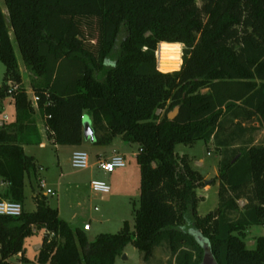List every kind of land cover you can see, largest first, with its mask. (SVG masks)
Returning a JSON list of instances; mask_svg holds the SVG:
<instances>
[{
	"label": "trees",
	"instance_id": "trees-1",
	"mask_svg": "<svg viewBox=\"0 0 264 264\" xmlns=\"http://www.w3.org/2000/svg\"><path fill=\"white\" fill-rule=\"evenodd\" d=\"M3 3L23 63L42 76L32 93L52 142L80 145L86 114L93 144L116 137L135 144L139 197L133 232L124 225L88 241L83 227L70 226L32 192L34 211L0 216V264H114L127 244L144 263L165 244L174 264H200L204 253L215 264H264V236L253 248L244 241L248 226L264 228V141L256 145L250 136L264 129V0ZM171 45L180 47L174 68L166 58ZM0 62L15 86L9 93L0 86V103L10 97L15 113L0 126V179L7 184L1 199L22 203L24 179L33 190L36 169L22 145L41 140L1 8ZM198 140L220 151L217 206L203 216L196 192L202 176L174 153L176 144ZM239 198L246 200L241 210ZM39 231L40 248L30 259L24 240ZM18 253V263L9 260Z\"/></svg>",
	"mask_w": 264,
	"mask_h": 264
},
{
	"label": "rangeland",
	"instance_id": "rangeland-1",
	"mask_svg": "<svg viewBox=\"0 0 264 264\" xmlns=\"http://www.w3.org/2000/svg\"><path fill=\"white\" fill-rule=\"evenodd\" d=\"M196 3L200 5L201 0H196ZM0 8L5 16L6 25L9 28L21 85L24 87L30 100L32 85L42 82V76H38L23 63L9 27L3 0H0ZM124 34L125 31L122 29L117 36L118 42ZM117 50L116 48L115 52ZM166 54L171 67H177L180 47L177 45L168 46ZM4 72L5 67L0 62V86L6 84ZM11 109L12 107L7 104L3 113L10 116ZM33 117L37 124L41 123L35 109ZM254 125L257 126L258 124L254 123ZM101 132L98 130L96 133L100 134ZM250 136L254 144H261L264 141V129L258 127ZM92 141L89 137H84L80 146L78 145L79 147L75 148V150H83L87 153L89 166L86 169H74L70 166L69 159L72 148H69V146L58 145L55 148L52 144L47 143L41 149L37 146L31 147V150L37 156L36 165L38 163L41 164V169L36 172V176L32 181V192L38 191L40 193L39 188L35 187L36 181L44 179L46 186L55 193L53 195H43L46 204L52 208H56L58 216L72 227L82 229L83 224L88 223L89 229L83 231L88 241H93L100 234L118 233L124 225H126L128 232H133V212L138 207L139 197V170L135 157L132 155V153H136L137 146L124 142L121 139L120 141L117 139L114 144L108 147L95 145ZM112 150L124 156L126 165L123 168L114 169L111 173H104L97 168L95 162L106 158ZM174 153L186 155L191 168L202 174L204 184L197 189L199 190L198 193L201 194H197L202 196L203 200L198 205L197 213L203 216L217 206L218 185L215 186L214 184L218 181L216 179V171L220 151L215 149L213 142L198 140L192 144H176ZM37 168L38 166H36V170ZM91 179H98L107 183L110 187L109 192H92L89 188ZM206 181L208 182L205 183ZM208 184L210 188L206 191L202 190ZM28 185L24 188V199L21 203L24 211H31L35 207L31 198V187ZM202 194H205V197ZM245 203L246 200L244 198H239L236 201L237 209L241 210ZM262 222H264V217L262 218ZM262 236H264V228L261 224L248 226L244 230V241L248 248H253L256 239ZM39 240L40 235L38 233L26 238L25 244L28 256L32 254L33 245L39 242ZM123 253L126 259H121L120 255L115 258L114 264H174L165 244L158 246L154 250L152 258L147 263L141 261L139 252L131 244H127L124 247Z\"/></svg>",
	"mask_w": 264,
	"mask_h": 264
},
{
	"label": "built area",
	"instance_id": "built-area-1",
	"mask_svg": "<svg viewBox=\"0 0 264 264\" xmlns=\"http://www.w3.org/2000/svg\"><path fill=\"white\" fill-rule=\"evenodd\" d=\"M162 42H159L155 49V63H156V69H158V63H157V49L159 44ZM181 55H182V46H181ZM181 65V63H180ZM180 68V66H179ZM178 68V69H179ZM177 69V70H178ZM161 71V70H159ZM174 71V70H173ZM162 72V71H161ZM6 85L9 87L8 93L10 92V89L14 88L15 86L11 83V81H7ZM37 96H35L33 93L30 97V102L33 106V108L36 110V102H37ZM163 112V109H157L155 111V114H161ZM3 118H6L5 116ZM2 124L0 123V126ZM44 128V126H43ZM45 130V128H44ZM46 131V130H45ZM70 166L74 169H86L89 166V159L88 155L83 150H74L72 151L70 155ZM126 163L124 160V156L119 153H114L110 157L106 159H100L96 162L97 168L102 170L104 173H111L116 168H123L125 167ZM36 188L40 190L41 195H53L55 194L53 190L48 188L46 186V182L44 179H39L37 182ZM89 188L94 193H107L110 190V187L107 183H105L102 180L98 179H92L89 182ZM96 210V208H94ZM23 208L22 204L19 202L9 201L5 199L0 198V216H10V217H17L21 214ZM83 230L89 229V224L84 223L83 224Z\"/></svg>",
	"mask_w": 264,
	"mask_h": 264
},
{
	"label": "crops",
	"instance_id": "crops-1",
	"mask_svg": "<svg viewBox=\"0 0 264 264\" xmlns=\"http://www.w3.org/2000/svg\"><path fill=\"white\" fill-rule=\"evenodd\" d=\"M9 37H10V32H9ZM11 40V39H10ZM10 105L11 107H12V109H11V114H10V116H7L6 114H4L3 113V111H4V109H5V106L6 105ZM6 117V118H3V117ZM85 116L88 118V120L90 121V117L89 116H87L86 114H85ZM14 119H15V113H14V107H13V103H12V101H11V98L10 97H5L3 100H2V102L0 103V123L2 124V125H4V124H8V123H11V122H13L14 121ZM40 122H41V120H40ZM1 125V126H2ZM36 125H37V128H38V131H39V134H40V143L39 144H31V145H22V149H23V152L26 154V155H30V156H32L33 157V159H34V164L36 165V160H37V156H36V154H34V152L31 150V147L32 146H37L38 148H44L45 146H46V144L47 143H50V144H52L55 148L58 146V145H56V144H54L53 142H52V138H51V136H50V134L49 133H47L45 130H44V128H43V125H42V122L40 123V124H37L36 123ZM83 139H84V137H83ZM119 140L120 141V137H116V138H114L112 141H111V143L110 144H108V145H105V146H103V147H108V146H110L111 144H114V142L116 141V140ZM209 142H211V141H209ZM80 146V145H79ZM79 146H69V148H72V151H74L75 150V148H77V147H79ZM72 151H71V153H72ZM137 152V151H136ZM71 153H70V155H71ZM114 153H118L117 151H115V150H112L111 152H109V154H108V156L106 157V158H108V157H110L112 154H114ZM135 154L136 153H132V155L135 157ZM106 158H104V159H106ZM220 158V157H219ZM97 162V161H96ZM96 162H95V165H96ZM36 166H38V168H37V170L35 169V176H36V172L39 170V169H41V164H37ZM216 173H217V171H216ZM202 175V174H201ZM92 180V179H91ZM36 183H37V181H36ZM217 183H218V181H217ZM214 184L215 186H217L218 184ZM29 183H28V180H27V178H25L24 179V188L25 187H27L26 185H28ZM37 185V184H36ZM35 185V186H36ZM29 186V185H28ZM6 187H7V184L6 183H4V182H2V180L0 179V198H1V195L4 193V191H5V189H6ZM210 188V185L208 184L204 189H202V190H204V191H206V190H208ZM30 190V189H29ZM198 191L199 190H196V192L198 193ZM203 192V191H202ZM198 194H201V193H198ZM204 197H205V194H202ZM45 196V195H44ZM47 196V195H46ZM31 198H32V190H31ZM204 200H205V198H204ZM34 202V201H33ZM34 205H35V203H34ZM35 210V207L33 208V210H31V211H34ZM57 212H58V210H57ZM40 236H41V233H42V231H39V232H37ZM25 241H26V239L24 240V247H25V256L26 257H28V258H33V256H34V254L39 250V248H40V240H39V242H37V243H35L34 245H33V252H32V254L30 255V256H28L27 255V247H26V244H25ZM19 258H20V254L18 253V254H15V255H13V256H11L10 258H9V260L10 261H12V262H15V263H18L19 262Z\"/></svg>",
	"mask_w": 264,
	"mask_h": 264
},
{
	"label": "water",
	"instance_id": "water-1",
	"mask_svg": "<svg viewBox=\"0 0 264 264\" xmlns=\"http://www.w3.org/2000/svg\"><path fill=\"white\" fill-rule=\"evenodd\" d=\"M177 112H178V108L175 107L172 111H170L167 114V118L169 120L173 119L174 116L177 114ZM82 123H83V137H89L90 139L93 140L94 139V133H93V130L91 128L90 121L88 120V118L85 115L83 116ZM207 182L208 181H206L205 183H207ZM121 259H126V256L124 253L121 255ZM200 264H215V263L207 253H204L202 261Z\"/></svg>",
	"mask_w": 264,
	"mask_h": 264
}]
</instances>
